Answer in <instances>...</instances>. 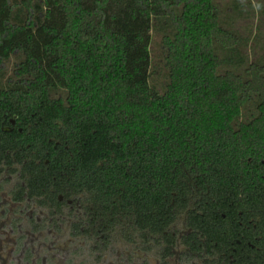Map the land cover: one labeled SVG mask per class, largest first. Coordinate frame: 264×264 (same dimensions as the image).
<instances>
[{"label":"trees","instance_id":"1","mask_svg":"<svg viewBox=\"0 0 264 264\" xmlns=\"http://www.w3.org/2000/svg\"><path fill=\"white\" fill-rule=\"evenodd\" d=\"M153 29L162 91L150 83ZM240 42L214 0H0V73L19 58L0 95L59 124L92 201L162 218L163 196L181 201L193 178L212 218L215 187L264 172V64H248Z\"/></svg>","mask_w":264,"mask_h":264},{"label":"flooded vegetation","instance_id":"2","mask_svg":"<svg viewBox=\"0 0 264 264\" xmlns=\"http://www.w3.org/2000/svg\"><path fill=\"white\" fill-rule=\"evenodd\" d=\"M58 125L0 95V264H264V172L215 187L212 218L189 178L181 201L163 196L162 218L140 219L136 201H92Z\"/></svg>","mask_w":264,"mask_h":264},{"label":"rangeland","instance_id":"3","mask_svg":"<svg viewBox=\"0 0 264 264\" xmlns=\"http://www.w3.org/2000/svg\"><path fill=\"white\" fill-rule=\"evenodd\" d=\"M214 3L218 8L222 25L240 37L238 50L246 62L264 64V0H214ZM150 56L152 61L150 83L162 91L166 83L162 63V35L156 29L151 32ZM18 62V56H12L4 64L0 73L2 83L13 78L14 68ZM243 70L242 67L239 71Z\"/></svg>","mask_w":264,"mask_h":264}]
</instances>
